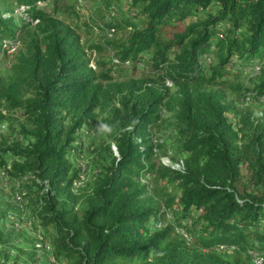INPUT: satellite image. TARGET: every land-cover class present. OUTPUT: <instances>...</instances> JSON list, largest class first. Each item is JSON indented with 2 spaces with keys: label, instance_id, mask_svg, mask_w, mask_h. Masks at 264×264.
I'll return each instance as SVG.
<instances>
[{
  "label": "trees",
  "instance_id": "trees-1",
  "mask_svg": "<svg viewBox=\"0 0 264 264\" xmlns=\"http://www.w3.org/2000/svg\"><path fill=\"white\" fill-rule=\"evenodd\" d=\"M93 29L100 39L80 40ZM3 38L19 44L0 79V104L26 119L25 141L1 147L21 158L5 170L25 176L23 196L55 259L254 264L248 250H256L264 264V113L237 132L221 91L257 65L249 85L231 88L241 98L264 95V0H0V60ZM166 80L176 91L181 168L155 165L146 131L169 95ZM96 108L107 117L91 150L105 154L87 188L73 190L70 149ZM161 209L170 219L151 226Z\"/></svg>",
  "mask_w": 264,
  "mask_h": 264
},
{
  "label": "rangeland",
  "instance_id": "rangeland-1",
  "mask_svg": "<svg viewBox=\"0 0 264 264\" xmlns=\"http://www.w3.org/2000/svg\"><path fill=\"white\" fill-rule=\"evenodd\" d=\"M79 7L87 14L88 10L84 2ZM15 9L12 10L14 16L17 14ZM1 14L7 16L9 13L7 10H2ZM18 19L19 17L16 15L15 20L19 21ZM82 19L84 17L80 18V20ZM93 30L94 32L92 31L91 33L81 32L80 40L87 44L100 39L101 33L97 29ZM15 53L16 50L12 53H5L3 60H0L1 80L5 78L10 59ZM95 57L96 53L94 52L90 56L89 64L91 66L94 65ZM255 70L250 66L238 78L233 79L228 77L229 80L226 87L221 90L224 99L232 105V109L227 110L225 113L226 118L237 132H239L240 127H244L241 120L244 119L247 123L248 119H256L264 113V97H249L248 101L246 97L241 98V95L231 88L235 83L242 86L249 85L248 78L255 73ZM166 85L169 87V95L159 108L157 122L149 125L146 131H148L150 142L153 145L152 160L155 165H167L171 168H179L182 156L178 149L182 142V135H180L181 123L174 117V112L177 110L175 103L176 91L171 83ZM0 110L5 113V117L0 120V264H62L63 260L61 258L57 260L52 255L51 238L32 219V204L23 196V179L25 176L13 177L5 170V168L11 169L10 162L12 160H19L21 158L13 154H7L1 150V147L14 141H25L21 126H26V119L23 116H19L18 111L8 114L2 104H0ZM95 111L98 113L97 108ZM105 117H107L106 112L100 115L98 113L94 120L86 121L77 130V139L72 144L76 148L70 149L71 154L69 158L72 162V167L76 168V171H78L77 160H82L85 163V174L82 181L80 180L75 185L72 184L73 190H78L81 186L87 188L94 176V163H101L103 161L105 152L96 154L91 150V147L98 140L94 135V128H97L98 123H103L104 120L101 122L99 118L104 119ZM98 128L106 129L103 125H99ZM112 145L114 144H109L110 150L114 154ZM76 150L78 151L76 152ZM141 179L147 183L148 189L154 188L155 185L148 173H144ZM147 192L146 194L152 195L154 200L157 199L159 201L160 198L162 202L165 201V198L163 199L160 196L157 198L154 191ZM157 217L160 218V222L164 223L166 219H170L171 211H163L161 209ZM150 225L154 226L155 223L150 222ZM175 230L186 242L189 241L183 226L177 225ZM224 250L222 248L221 252L224 253Z\"/></svg>",
  "mask_w": 264,
  "mask_h": 264
},
{
  "label": "built area",
  "instance_id": "built-area-1",
  "mask_svg": "<svg viewBox=\"0 0 264 264\" xmlns=\"http://www.w3.org/2000/svg\"><path fill=\"white\" fill-rule=\"evenodd\" d=\"M22 9H23V5L20 4L18 6V8L15 9V12H17L19 10H22ZM18 44H19V39L18 38H14V39H11V38H3L1 40V45H2V48L3 47L5 48V53H12L16 49V47H17ZM125 63H127V60H125ZM252 68L257 69V65L252 66ZM165 83L166 84H170V82L168 80H166ZM262 97H264V95H262L260 98H262ZM246 99L249 101V97L248 96L246 97ZM113 150H115V149H113ZM77 166H78L77 176L72 180L71 185L72 184L75 185L80 180L82 181L84 179L85 163L82 160H79L78 159L77 160ZM181 167H182V161H181V166L179 168H181ZM154 223H155L154 226H156V227L160 226V224H161L160 220H157ZM222 248H223L222 245H218L217 246V250L218 251H221ZM248 252L251 255V261L254 264H261L262 263L263 257H262V255L258 251H256V250H248Z\"/></svg>",
  "mask_w": 264,
  "mask_h": 264
},
{
  "label": "water",
  "instance_id": "water-1",
  "mask_svg": "<svg viewBox=\"0 0 264 264\" xmlns=\"http://www.w3.org/2000/svg\"><path fill=\"white\" fill-rule=\"evenodd\" d=\"M112 147H113V149H115V146L114 145ZM114 154H117L116 150H114Z\"/></svg>",
  "mask_w": 264,
  "mask_h": 264
}]
</instances>
